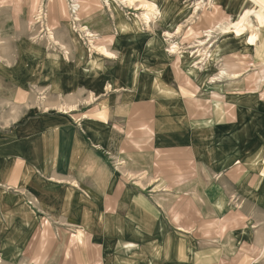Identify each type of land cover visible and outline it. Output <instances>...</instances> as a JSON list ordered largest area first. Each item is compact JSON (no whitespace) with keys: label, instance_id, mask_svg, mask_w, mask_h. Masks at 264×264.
Segmentation results:
<instances>
[{"label":"rangeland","instance_id":"1","mask_svg":"<svg viewBox=\"0 0 264 264\" xmlns=\"http://www.w3.org/2000/svg\"><path fill=\"white\" fill-rule=\"evenodd\" d=\"M128 1L0 0V138L18 118L21 122L34 113L74 109L69 113L78 117H108L124 140L109 163L119 179L116 197L129 189V196L146 198L170 227L179 223L193 232L201 251L218 254L213 264H264V247L243 240L249 232L264 230V205L242 198L243 192L255 195L248 186L264 178L262 142L255 136L257 128L248 126L251 119L238 127L243 130V160L218 174L207 172L184 139L177 147L165 143L184 132L181 126L188 121L220 112L235 122L230 96L264 101V66L246 43L247 32L237 36L217 27L253 4L240 0L231 13L220 0ZM76 4L81 7L75 12ZM144 5H157L161 13H150L147 22ZM208 28H213L210 38L205 36ZM101 86L103 95L88 90ZM104 97L113 101L108 107ZM155 101L164 107L156 109ZM244 174L243 188L233 187ZM215 179L222 189L213 187ZM207 196L211 202L223 201L225 215L219 220ZM107 206L110 210L102 212L118 209ZM131 215L136 212L130 207ZM137 223L135 217L125 219L124 232L131 234L123 244L129 251L125 259L144 256L145 241L132 240L146 238ZM35 227L26 238H2L0 264H102L101 240L84 233L80 244L71 237L74 228L58 222ZM107 241L104 250L110 248Z\"/></svg>","mask_w":264,"mask_h":264},{"label":"crops","instance_id":"2","mask_svg":"<svg viewBox=\"0 0 264 264\" xmlns=\"http://www.w3.org/2000/svg\"><path fill=\"white\" fill-rule=\"evenodd\" d=\"M220 1L227 12H237L240 7V0ZM88 90L93 95L106 92L102 86L99 93ZM229 98L236 110L235 122L221 118L219 112L207 119L193 120V124L188 121L181 126L184 132L165 142L177 147L178 140L184 139L209 174L225 172L243 160V130L238 128L241 121L251 119L248 126L257 128L255 136L262 142L258 150L264 152V101L240 95ZM102 99L106 107L113 102L110 97ZM162 104L155 101V108L162 109ZM69 112L34 113L24 116L21 122L18 118L10 124L5 137L0 138V252L5 250L3 237L26 238L39 222L42 228L58 222L74 228L71 237L80 244L85 234L101 240L100 251L106 257L101 258L102 264L215 263L218 254L201 251L194 243L193 232L179 223L170 227L159 208L146 198L133 193L129 196V189H124L119 197L114 195L119 179L109 163L124 143L116 136L114 122L108 117H78ZM228 130L234 134L229 135ZM245 176L238 177L233 187L243 188ZM214 181L213 187L222 189L221 181ZM248 187L256 190L255 195L243 192L244 201L264 205V178L257 177ZM207 200L210 205L214 202L217 220L225 215L226 198L224 206L220 197L212 198L211 202L207 196ZM110 204L119 211L102 212L105 208L110 210V206L106 207ZM130 207L136 216H128ZM127 217H135L141 235L146 237L142 241L132 238L138 244L145 241L143 249L140 248L144 256L138 255L136 260L123 258L129 253L123 244L131 239L128 236L131 234L124 232ZM262 231L256 235L249 232L246 239L242 236L243 240L246 243L249 240L256 248L264 247ZM107 240L111 242L110 248L104 250Z\"/></svg>","mask_w":264,"mask_h":264},{"label":"bare ground","instance_id":"3","mask_svg":"<svg viewBox=\"0 0 264 264\" xmlns=\"http://www.w3.org/2000/svg\"><path fill=\"white\" fill-rule=\"evenodd\" d=\"M122 1L126 2V0H122ZM248 1H250L253 4L254 8L245 9L244 12L240 14V16L234 21L229 22L228 24L225 23L226 25L223 27H221L220 25L217 27L221 30H224V32L231 31L237 36H242L243 34L247 32V35L245 37L246 43L249 44L250 47L255 51L257 57L260 59L261 63L264 66V0H248ZM74 7H77L75 10L76 12L81 6L79 4H76L74 5ZM144 8H145V11L142 13V15L147 22L149 21L150 13H153V12L161 13V10L157 8V5H144ZM253 17L256 20V24L253 22V19H254ZM212 29L213 28H208L205 31L206 32L205 36H209L208 38H210L211 33L213 32ZM175 46L176 45L172 43L171 50L172 49L175 50V48L177 47ZM101 50L105 54H110L107 50H105V48H102Z\"/></svg>","mask_w":264,"mask_h":264}]
</instances>
